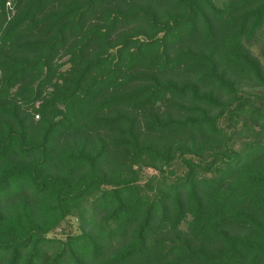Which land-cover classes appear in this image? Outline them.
Returning a JSON list of instances; mask_svg holds the SVG:
<instances>
[{"label": "trees", "instance_id": "16d2710c", "mask_svg": "<svg viewBox=\"0 0 264 264\" xmlns=\"http://www.w3.org/2000/svg\"><path fill=\"white\" fill-rule=\"evenodd\" d=\"M0 264H264V0H0Z\"/></svg>", "mask_w": 264, "mask_h": 264}]
</instances>
